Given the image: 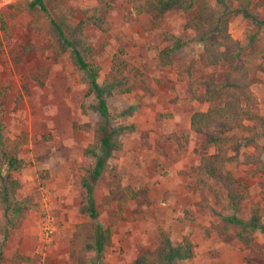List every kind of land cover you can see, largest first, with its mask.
<instances>
[{
  "label": "rangeland",
  "instance_id": "1",
  "mask_svg": "<svg viewBox=\"0 0 264 264\" xmlns=\"http://www.w3.org/2000/svg\"><path fill=\"white\" fill-rule=\"evenodd\" d=\"M23 1H0V191L6 189L10 201L6 212L0 202V264H77L94 231L79 206L85 198L81 179L95 162L85 153L96 142L99 115L90 109L95 95L87 94L84 73L48 30L47 17L20 10ZM142 1L52 0V15L69 23L96 9L103 22H85L82 32L89 58L100 67L99 81L122 72L133 85L108 98L113 124L125 129L121 149L93 184L98 219L111 234L104 261L132 264L167 232L173 243L186 238L194 246L192 257L175 264H264V233L252 232L247 241L236 237L238 227L224 219L233 210L214 196L224 190L199 170L201 156L213 148L205 149L189 127L191 114L208 107L191 97V88L202 93L195 80L221 79L226 68L204 57L205 43L215 36L201 40L186 24L195 6L154 19L139 9ZM226 1L232 7L239 2ZM251 11L264 18V0H252ZM229 32L241 42L240 61L250 71L253 110L264 115V25L238 14ZM167 33L182 44L163 64L161 51L174 46ZM249 136L255 145L240 138ZM236 139L243 153L263 148L259 162H243L240 155L227 168L243 196L239 216L249 218L258 207L264 221V138L260 130H249L229 137L230 143ZM82 253L85 264H92L93 253Z\"/></svg>",
  "mask_w": 264,
  "mask_h": 264
},
{
  "label": "trees",
  "instance_id": "2",
  "mask_svg": "<svg viewBox=\"0 0 264 264\" xmlns=\"http://www.w3.org/2000/svg\"><path fill=\"white\" fill-rule=\"evenodd\" d=\"M252 0H239L236 7H232L226 0H143L139 9L157 19L169 10H190L196 7L195 14L187 21L198 33L201 40L213 35L215 38L206 42L203 47L204 57L209 65L225 64V71L221 79L214 75L203 80H195L196 88L202 89L198 93L191 88V97L208 102L206 110L194 111L189 119L190 130L202 137L205 149L213 148V152L201 156L199 170L204 177L212 180L213 184L221 187L214 196L233 210L224 219L238 227L236 237L241 241H247L249 234L255 231L264 233V221L260 209L254 207L249 218L239 216L242 194L239 192L231 171L227 164L232 161L257 163L262 157L263 148L257 146L253 155L241 152L242 141L236 139L230 143L229 137L235 132L260 130L264 138V115L253 110L251 100L254 99L250 89V71L246 63L241 59V42L229 32V23L240 14L251 19L256 25H264V18H257L251 11ZM20 10L26 9L40 13L47 17V28L53 37L59 42L62 50L69 52V57L76 69L83 72L86 77L87 94H94L95 101L90 104V109L99 115L95 143L90 144L85 153L94 156L93 167H87V175L81 179V186L85 191L84 202L79 206V211L85 214L94 223V231L83 242L77 255V264H85L86 257L82 252H91L92 264H108L104 261L106 246L110 245V229L104 227L99 221L100 212L97 209L93 195V184L101 176L107 160L113 153L121 149L120 136L125 129L123 125H114L113 111L108 98L114 91L126 93L131 91L133 85L131 78L125 73H116L109 78L99 81L100 67L93 62L89 55L91 47L86 36L83 35L82 25L85 22L100 24L103 20L98 17L96 9L85 19L77 23H69L63 16L56 19L52 10L56 7L52 0H26L18 3ZM1 27L5 23L0 19ZM167 40H173L174 46L165 48L160 53L163 64L171 63V52L181 46V38L167 33ZM92 54V53H91ZM245 121L254 123L250 127ZM4 124L0 119V149L3 146L2 129ZM243 141L255 145L253 137H240ZM244 143V142H243ZM4 154V153H3ZM8 163L13 164V159ZM13 166V165H12ZM3 173L0 169V178ZM9 193L6 189L0 191V202L4 204L6 212L10 207ZM192 243L184 238L178 243H173L167 232H162L159 243L150 252H142L135 258L132 264H175V260H185L193 255Z\"/></svg>",
  "mask_w": 264,
  "mask_h": 264
},
{
  "label": "built area",
  "instance_id": "3",
  "mask_svg": "<svg viewBox=\"0 0 264 264\" xmlns=\"http://www.w3.org/2000/svg\"><path fill=\"white\" fill-rule=\"evenodd\" d=\"M1 1V0H0Z\"/></svg>",
  "mask_w": 264,
  "mask_h": 264
}]
</instances>
